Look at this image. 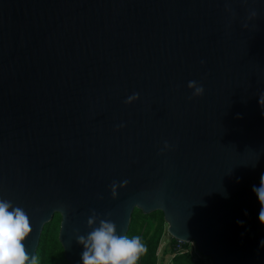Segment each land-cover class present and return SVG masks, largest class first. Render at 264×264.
<instances>
[{
	"label": "water",
	"instance_id": "obj_1",
	"mask_svg": "<svg viewBox=\"0 0 264 264\" xmlns=\"http://www.w3.org/2000/svg\"><path fill=\"white\" fill-rule=\"evenodd\" d=\"M262 174L264 0H0V199L30 257L55 214L81 264L137 208L211 264H264Z\"/></svg>",
	"mask_w": 264,
	"mask_h": 264
},
{
	"label": "clouds",
	"instance_id": "obj_2",
	"mask_svg": "<svg viewBox=\"0 0 264 264\" xmlns=\"http://www.w3.org/2000/svg\"><path fill=\"white\" fill-rule=\"evenodd\" d=\"M188 87L193 96L203 94V87L196 81H189ZM137 96L133 94L129 100ZM252 190L260 204L257 219L264 226V180L260 178L259 185H254ZM88 224H93L92 218ZM31 231L24 209L0 199V264H35V258L30 257L24 243ZM77 239L83 245L81 264H137L139 256L146 250L139 236L118 234L116 225L110 220H100L86 236Z\"/></svg>",
	"mask_w": 264,
	"mask_h": 264
},
{
	"label": "trees",
	"instance_id": "obj_3",
	"mask_svg": "<svg viewBox=\"0 0 264 264\" xmlns=\"http://www.w3.org/2000/svg\"><path fill=\"white\" fill-rule=\"evenodd\" d=\"M156 220L157 223L151 231V226L144 227L147 221ZM60 224V215L55 214L53 219L44 224L37 249L35 251V264H69L64 257L63 248L58 240V231ZM166 226L163 214L161 211H154L144 214L141 210L135 208L131 214L127 236H139L141 242L145 245L143 252L137 261V264H164V256L172 255L171 264H211L208 257L201 255L197 248V253L200 258L194 259L191 254L185 250L188 243L178 241L175 238L167 236L162 257L158 260L156 254L159 241L163 236L162 228ZM166 232V227H164ZM196 247V246H195Z\"/></svg>",
	"mask_w": 264,
	"mask_h": 264
},
{
	"label": "rangeland",
	"instance_id": "obj_4",
	"mask_svg": "<svg viewBox=\"0 0 264 264\" xmlns=\"http://www.w3.org/2000/svg\"><path fill=\"white\" fill-rule=\"evenodd\" d=\"M52 219H53V218H52ZM156 223H157L156 220H153V221H147V222L145 223L143 229H144V228L146 229V227L151 226V231H153V229H154ZM59 225H60V224H59ZM164 227H166V232L164 231ZM164 227L162 228L163 236L161 237V239H160V241H159L158 249H157V252H156V254H157V256H158V260L162 257L161 255H162V252H163L164 246H165V244H166V240H165V239H166L167 236L169 235V234L167 233V224H166V226H164ZM58 232H59V231H58ZM167 234H168V235H167ZM169 236H170V235H169ZM185 250H187V251L191 254V256H192L194 259L200 258L199 254L197 253V250H196V247H195V244H194L193 241L188 242V246H187V248H186ZM171 256H172V255H169V254H166V255L164 256V260H163L164 264H171V260H172V259H171V258H172ZM158 263H159V261H158ZM158 263H157V264H158Z\"/></svg>",
	"mask_w": 264,
	"mask_h": 264
}]
</instances>
